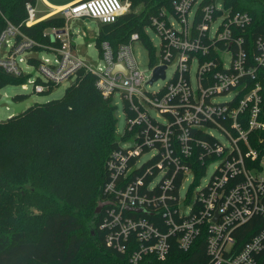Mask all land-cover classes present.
Masks as SVG:
<instances>
[{"label":"built area","instance_id":"obj_1","mask_svg":"<svg viewBox=\"0 0 264 264\" xmlns=\"http://www.w3.org/2000/svg\"><path fill=\"white\" fill-rule=\"evenodd\" d=\"M129 7L128 0H74L55 10L64 26L44 31L55 42L48 45L6 20L0 31V69L20 75L34 66L41 77L26 82L36 93L49 84L72 83L84 69L103 98L115 105L120 97L125 128L105 162L99 228L106 244L127 253L129 262L138 264L148 256L165 260L173 245L186 252L204 236L208 264H257L264 252V154L253 165L259 155L250 135L264 130L257 79L264 69V36L249 39L250 14L232 11L221 0H173L171 11L161 9L150 17L149 28L160 37L158 62L144 69L138 65L133 52V43L140 41L137 32L116 47L102 40L96 62L82 58L70 22L112 23ZM25 10L24 25L41 19L35 4L26 3ZM171 64L167 83L146 90L156 81L149 83L154 68L165 65L164 77L158 78L163 80ZM218 96L226 99L217 101ZM214 130L224 134L225 143ZM255 217L261 221L257 230L237 246L236 231Z\"/></svg>","mask_w":264,"mask_h":264},{"label":"trees","instance_id":"obj_2","mask_svg":"<svg viewBox=\"0 0 264 264\" xmlns=\"http://www.w3.org/2000/svg\"><path fill=\"white\" fill-rule=\"evenodd\" d=\"M172 1L130 0L127 12L112 23L99 25L95 45L108 40L116 47L137 32L152 52L145 28L150 17L161 9L171 11ZM221 1L232 11L250 14L251 23L246 28L249 39L264 36V0ZM36 2L0 0V31L8 20L37 42L55 44L44 31L64 26L60 14L30 26L23 24L25 4ZM140 5L143 8L135 12ZM29 75H12L0 69V89L24 84ZM257 79L262 86L260 108L264 119V69L258 71ZM58 85L49 84L40 93H49ZM24 98L28 96L14 95L16 101ZM115 113L111 99L103 98L96 89L94 76L80 69L60 97L33 101L20 113L0 120V264H132L127 253L106 244L105 231L99 228L103 206L100 212L96 208L85 210L91 203L96 201L98 206L106 198L102 187L108 178L106 159L116 146ZM250 143L259 155L252 163L258 165L264 154V130L253 131ZM8 201L10 207H5ZM260 222V217H255L238 228L236 245H242L255 233ZM208 262L205 239L200 236L186 252L173 245L165 260L148 256L138 264ZM257 264H264V252L259 254Z\"/></svg>","mask_w":264,"mask_h":264},{"label":"rangeland","instance_id":"obj_3","mask_svg":"<svg viewBox=\"0 0 264 264\" xmlns=\"http://www.w3.org/2000/svg\"><path fill=\"white\" fill-rule=\"evenodd\" d=\"M60 1H67V0H58ZM130 2V0H128ZM131 4V2H130ZM143 7L140 5L135 8V12H138ZM36 9L39 12L38 14H42L45 11V7H43L41 4H37L36 2ZM48 10V9H47ZM172 21L175 22V19L172 18ZM176 23V22H175ZM100 23L95 19H89V18H80L78 20H72L70 22V27L73 30L75 36H74V44L76 45L78 54L85 59L91 60L92 62H96L98 60V52L97 47L95 45V35L98 31ZM146 32L151 40V45L153 46L154 50L152 52H149L147 48L143 45L141 41H135L133 43V52L134 56L136 58V61L138 65L144 69L148 67V62H158L160 59V37L157 34V32L149 28L150 24L147 26ZM89 44V45H88ZM174 70V65L171 64L168 66L166 70V77L165 79L161 80L158 79L154 82L152 86H146V90L148 91H154L156 89L161 88L164 86L167 81L171 78ZM27 71L30 73L29 79L34 80L36 77H41L38 70L34 66H30ZM27 83V82H26ZM70 81H64L60 83L58 86L54 87L53 90H51L49 93H36L32 90V84L27 83L26 89H22L21 85H6L3 88L0 89V96L1 95H16V94H23L27 95L29 98H31L34 102H44L50 99L58 98L60 97L65 88L70 85ZM226 99L224 96H218L215 98L217 101H222ZM115 106H116V118H117V124H116V141L121 140V136L123 135L124 128H125V114L122 108V101L119 96L115 97ZM13 110L11 108H7L4 104L0 106V120H5L10 115H12ZM153 114H155V111H153ZM213 134L221 141L226 142V137L224 134H222L219 130H214ZM212 170V166H210L206 172V174L201 179V184H204L207 182L210 172ZM260 175H264V162H262V170L260 172ZM190 177V176H189ZM190 180L185 182L184 186H187L189 184ZM184 190V189H183ZM183 194V191H182ZM97 206V202L91 203L88 208L85 210H92L94 211ZM5 207H10V202L8 201L5 203ZM33 208V207H32ZM34 212H38L36 208L32 209ZM96 210V209H95ZM87 222H90V217H87Z\"/></svg>","mask_w":264,"mask_h":264},{"label":"water","instance_id":"obj_4","mask_svg":"<svg viewBox=\"0 0 264 264\" xmlns=\"http://www.w3.org/2000/svg\"><path fill=\"white\" fill-rule=\"evenodd\" d=\"M164 69L165 65H160L154 68L153 74L151 79L149 80V83H152L153 81L157 80L158 78L164 77ZM33 103V100L31 98H24L22 100L16 101L14 99V96L12 95H1L0 96V106L4 104L7 108H11L13 110V114L20 113L27 105H30ZM103 206V203H100L97 208L96 212H100L101 208ZM130 209V208H127ZM137 212H140L139 209L136 210Z\"/></svg>","mask_w":264,"mask_h":264},{"label":"crops","instance_id":"obj_5","mask_svg":"<svg viewBox=\"0 0 264 264\" xmlns=\"http://www.w3.org/2000/svg\"><path fill=\"white\" fill-rule=\"evenodd\" d=\"M72 1L74 0H67V1H60V2L58 0H37V4H41L43 7H45V11L42 14H39V16L41 19H43L45 17L53 15L55 14L54 13L55 10H58L59 7H62Z\"/></svg>","mask_w":264,"mask_h":264},{"label":"bare ground","instance_id":"obj_6","mask_svg":"<svg viewBox=\"0 0 264 264\" xmlns=\"http://www.w3.org/2000/svg\"><path fill=\"white\" fill-rule=\"evenodd\" d=\"M54 8H56V7H54ZM59 8H61V7H59ZM59 8H58V9H59Z\"/></svg>","mask_w":264,"mask_h":264}]
</instances>
